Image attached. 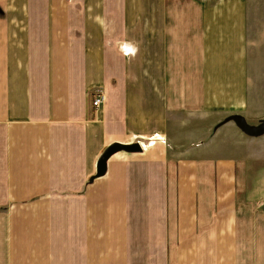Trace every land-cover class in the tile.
I'll use <instances>...</instances> for the list:
<instances>
[{"label": "crops", "instance_id": "crops-1", "mask_svg": "<svg viewBox=\"0 0 264 264\" xmlns=\"http://www.w3.org/2000/svg\"><path fill=\"white\" fill-rule=\"evenodd\" d=\"M251 23L249 0H0V264H264V135L227 120L264 123Z\"/></svg>", "mask_w": 264, "mask_h": 264}, {"label": "rangeland", "instance_id": "rangeland-1", "mask_svg": "<svg viewBox=\"0 0 264 264\" xmlns=\"http://www.w3.org/2000/svg\"><path fill=\"white\" fill-rule=\"evenodd\" d=\"M252 27L250 42L254 43L251 53L254 88L264 104V0H249Z\"/></svg>", "mask_w": 264, "mask_h": 264}, {"label": "water", "instance_id": "water-1", "mask_svg": "<svg viewBox=\"0 0 264 264\" xmlns=\"http://www.w3.org/2000/svg\"><path fill=\"white\" fill-rule=\"evenodd\" d=\"M227 120H234L238 126L248 135L251 136H261L264 135V123L258 126L250 125L245 117L242 115H232L227 118ZM128 151V152H139L142 151L141 146L138 143L132 144H123L115 143L111 145L105 153L102 155L100 162L98 164V171L100 175H103L107 170V161L108 159L119 151Z\"/></svg>", "mask_w": 264, "mask_h": 264}, {"label": "built area", "instance_id": "built-area-1", "mask_svg": "<svg viewBox=\"0 0 264 264\" xmlns=\"http://www.w3.org/2000/svg\"><path fill=\"white\" fill-rule=\"evenodd\" d=\"M92 96H93V106L95 109H99L104 100H105V91L103 90V88H95L93 91H92ZM137 143H139L141 146H144L145 143L144 141L142 140H138ZM150 145V143H148Z\"/></svg>", "mask_w": 264, "mask_h": 264}]
</instances>
